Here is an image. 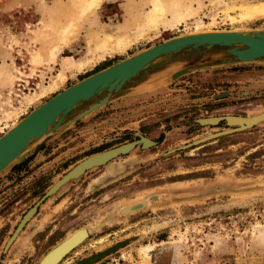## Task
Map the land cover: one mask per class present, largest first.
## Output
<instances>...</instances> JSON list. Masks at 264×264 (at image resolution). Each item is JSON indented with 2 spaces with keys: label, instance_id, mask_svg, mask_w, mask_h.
<instances>
[{
  "label": "rangeland",
  "instance_id": "rangeland-1",
  "mask_svg": "<svg viewBox=\"0 0 264 264\" xmlns=\"http://www.w3.org/2000/svg\"><path fill=\"white\" fill-rule=\"evenodd\" d=\"M160 1L166 14L156 32L122 54L77 71L70 64L90 59L95 36L123 34L126 22L143 17L151 0H103L90 9V0H0V137L98 65L115 64L184 34L264 30V18L229 20L245 5L264 0ZM136 30L129 27L128 34ZM62 31L73 34L55 51L53 62L50 51L60 43ZM63 65L70 69L64 83L26 103L25 96L48 87ZM27 80L34 90L11 105L8 93ZM148 87L113 97L98 111L44 138L37 152L32 144L0 175V264H38L81 228L88 230V238L58 264H141L143 256L149 264L150 259L152 264H264V190L257 185L264 181V122L188 147L228 128L224 123L200 125L201 119L263 114L264 62L196 71ZM140 136L156 144L137 146L61 187L5 246L23 216L73 166ZM143 201L148 203L135 212L121 213Z\"/></svg>",
  "mask_w": 264,
  "mask_h": 264
},
{
  "label": "water",
  "instance_id": "water-1",
  "mask_svg": "<svg viewBox=\"0 0 264 264\" xmlns=\"http://www.w3.org/2000/svg\"><path fill=\"white\" fill-rule=\"evenodd\" d=\"M257 62H264V30L189 33L150 46L63 89L9 128L0 137V175L6 169L14 166L15 162L32 144H34L33 151H39L44 146V138L47 139L62 127L77 123L98 111L109 104L115 96L139 87L144 90H148V86L159 87L164 82L196 71ZM261 113L264 114V112ZM228 117H211L199 120L200 125L218 126L224 123L228 128L196 140L188 147L222 136L240 133L264 122V119H260L247 127H231L227 120ZM258 117L256 116V118ZM147 144L150 146H146ZM154 145V142L140 136L136 141L93 154L78 162L56 181L34 207L23 216L16 232L9 238L5 246L8 247L13 242L18 231L36 213L38 206L61 187L91 170L106 166L115 159L127 155L137 146L144 149ZM257 185H260V189L264 190V181L257 182ZM146 202L148 203V201H143L123 207L121 213L135 212L146 205ZM127 207L130 210L123 212V209ZM32 210L34 212L28 217ZM87 238L88 233L85 240ZM51 250L43 256L44 259L40 264L48 257Z\"/></svg>",
  "mask_w": 264,
  "mask_h": 264
},
{
  "label": "bare ground",
  "instance_id": "bare-ground-1",
  "mask_svg": "<svg viewBox=\"0 0 264 264\" xmlns=\"http://www.w3.org/2000/svg\"><path fill=\"white\" fill-rule=\"evenodd\" d=\"M102 1L103 0H90V2L88 3L89 9L91 7L98 8ZM149 6L150 9L148 10V12H146L145 15H143V17H137V19L133 17L129 22H126L128 24L126 25V28L123 29L125 30L123 34L120 33L121 35H110L108 33L102 32L103 34L101 33L98 36H95L92 42V49L88 51L90 53V59H87L86 61L81 62L78 65L75 64V68L77 69V71H81L82 69L90 66V64L103 60L105 57H112L114 55L122 54L126 51L129 46H132L133 43L135 44L136 42L147 38V36L151 32H156L158 30V27L163 22L164 15L166 14V7L160 0H151ZM262 18H264V2L252 5H245L244 7L240 8L237 17H230L229 20L233 23H246L251 22L252 20ZM131 26L137 28V30L130 36L128 34V28ZM197 31H199V29H196L195 32ZM72 34V31H62L60 33L58 38L60 46L58 44L53 50L50 51L51 61L54 62V59L56 57L55 51L57 50V52H59V47H61V45H66L70 41V37H72ZM33 61L35 63L39 62V56L35 54ZM65 67L66 66H64L63 69L59 71V73L55 76L54 80L48 85V87L39 88L37 92L29 96H25L24 100L26 101V103H35L39 98H42L45 94L52 93L57 90L66 79ZM258 116V118H256V116L251 118L228 117L227 120L229 125L243 128L250 126L255 121L257 122V120L264 119V114ZM146 146H150V144H147ZM33 212L34 210L29 213L28 217ZM86 236V229H82L73 233L60 244H58L56 247H54L42 264H58V262H60V260L67 253L79 246L85 240ZM43 259L44 257L40 260V262ZM141 264H149L147 256H143Z\"/></svg>",
  "mask_w": 264,
  "mask_h": 264
},
{
  "label": "built area",
  "instance_id": "built-area-1",
  "mask_svg": "<svg viewBox=\"0 0 264 264\" xmlns=\"http://www.w3.org/2000/svg\"><path fill=\"white\" fill-rule=\"evenodd\" d=\"M31 85H33V83H30L29 80L27 81H20L19 83L16 84V87H14L13 91H10L8 93V101L9 103L12 105L15 103H19L20 99L22 98L23 95H25V92H27L28 94L30 93V91H33L34 89L31 87ZM10 105V106H11ZM24 114H26V111L20 113L16 120L19 119L20 117H22ZM4 128H2L3 130Z\"/></svg>",
  "mask_w": 264,
  "mask_h": 264
},
{
  "label": "flooded vegetation",
  "instance_id": "flooded-vegetation-1",
  "mask_svg": "<svg viewBox=\"0 0 264 264\" xmlns=\"http://www.w3.org/2000/svg\"><path fill=\"white\" fill-rule=\"evenodd\" d=\"M219 125H221V124H219ZM219 125H218V126H219ZM144 138H145V137H144ZM147 139H148V138H147ZM137 140H138V139H137ZM149 140H150V139H149ZM135 141H136V140H135ZM150 141H152V140H150ZM132 142H133V141H132ZM152 142H154V141H152ZM154 143L156 144V142H154ZM43 195H44V194H43ZM43 195H42V197H43ZM39 200H40V199H39ZM43 202H45V200H44ZM43 202H42V203H43ZM33 207H34V206H33ZM33 207H32V208H33ZM37 211H38V208H37V210H36V213H37ZM36 213H35V214H36ZM35 214H34V215H35ZM34 215H33V216H34ZM33 216H32V217H33ZM26 224H27V223H26ZM26 224H25V225H26ZM61 225H62V223L60 222V226H61ZM54 227H56V226H54ZM56 230H57V229H56ZM60 230H61V227H60ZM60 232H61V231H60ZM52 234H53V233H52ZM60 235H61V234H60ZM61 236H62V235H61ZM61 236H60V237H61ZM11 237H12V236H11ZM11 237H10V238H11ZM13 241H14V240H13ZM12 243H13V242H12ZM12 243H11V244H12ZM150 257H151V256H150ZM61 261H64V260H61ZM61 261H60V262H61ZM74 264H88V262H87V261H84V260H83V261H82V260H78L77 262H74ZM150 264H152V260H151V259H150ZM168 264H172V262L169 261Z\"/></svg>",
  "mask_w": 264,
  "mask_h": 264
},
{
  "label": "trees",
  "instance_id": "trees-1",
  "mask_svg": "<svg viewBox=\"0 0 264 264\" xmlns=\"http://www.w3.org/2000/svg\"><path fill=\"white\" fill-rule=\"evenodd\" d=\"M111 64H101V65H98V67H95L96 68V70L93 72V73H95V72H98L99 70H102V69H104V68H106V67H108V66H110ZM101 66V67H100ZM93 73H91V74H93ZM90 74V75H91ZM87 76H89V75H87ZM87 76H85V77H87ZM85 77H82L81 79H83V78H85ZM80 79V80H81ZM161 138V137H160ZM99 152V151H98Z\"/></svg>",
  "mask_w": 264,
  "mask_h": 264
},
{
  "label": "crops",
  "instance_id": "crops-1",
  "mask_svg": "<svg viewBox=\"0 0 264 264\" xmlns=\"http://www.w3.org/2000/svg\"><path fill=\"white\" fill-rule=\"evenodd\" d=\"M65 65H63V67H64ZM70 66H73L72 64H70ZM63 67H62V69H63ZM66 68V73H67V70H70V69H67L68 67L66 66L65 67ZM73 68H75L74 66H73ZM79 73H77L75 76L77 77V75H78ZM72 85V84H71ZM58 228V227H57Z\"/></svg>",
  "mask_w": 264,
  "mask_h": 264
}]
</instances>
